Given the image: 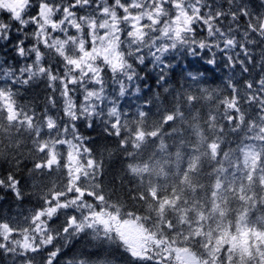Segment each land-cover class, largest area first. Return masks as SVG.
<instances>
[{
	"label": "snow or ice",
	"instance_id": "obj_1",
	"mask_svg": "<svg viewBox=\"0 0 264 264\" xmlns=\"http://www.w3.org/2000/svg\"><path fill=\"white\" fill-rule=\"evenodd\" d=\"M0 191L11 264H264V0H0Z\"/></svg>",
	"mask_w": 264,
	"mask_h": 264
},
{
	"label": "trees",
	"instance_id": "obj_2",
	"mask_svg": "<svg viewBox=\"0 0 264 264\" xmlns=\"http://www.w3.org/2000/svg\"><path fill=\"white\" fill-rule=\"evenodd\" d=\"M237 71V76L239 77V69ZM231 73L228 69L221 67L215 73L208 74V80L210 83L205 85L207 87H216L217 85H222L223 81L227 78ZM257 74V70L253 71V75ZM151 83V81H149ZM48 89L45 87L43 83H38L28 89L26 92L22 93L21 103H34L38 107L42 108L45 100V96L47 95ZM135 103H140V101H135ZM121 104L124 108L134 112L135 108L131 106V102L127 100H122ZM155 111V109H153ZM207 112L206 107H201V114H205ZM81 131L86 135L91 137V146L94 149L99 150L100 152H105V149L112 152V155L108 157L107 164V176L105 177V183H112L116 188V195L124 197L126 195V188L122 189L120 187V179L119 177L122 175V161L123 157L119 155V149L117 148L116 138L108 137L103 130V125L97 124L94 129H87L82 127ZM167 140V138H166ZM21 149L24 152H27V148L24 144L21 145ZM105 155L107 153L105 152ZM30 166V165H29ZM21 175H25V173H21ZM37 182L38 188H44L46 190L47 187H51L54 182L58 181V176L51 175L46 177H34ZM26 188L29 193L32 191V181L29 180ZM36 197L34 195L28 194L25 196L23 200H16L13 195L7 193L5 191H0V218H13V217H22L27 215L29 210L36 206ZM79 247V245H77ZM71 255V253H69ZM0 264H11V261L5 258H0ZM35 264H42L41 257L39 254H36Z\"/></svg>",
	"mask_w": 264,
	"mask_h": 264
}]
</instances>
